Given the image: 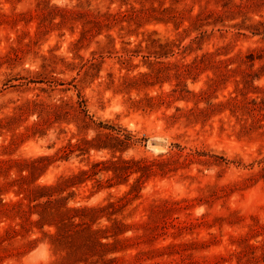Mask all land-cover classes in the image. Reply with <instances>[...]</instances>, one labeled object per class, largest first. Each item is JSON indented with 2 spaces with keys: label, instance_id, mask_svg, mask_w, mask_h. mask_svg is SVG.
Listing matches in <instances>:
<instances>
[{
  "label": "rangeland",
  "instance_id": "1",
  "mask_svg": "<svg viewBox=\"0 0 264 264\" xmlns=\"http://www.w3.org/2000/svg\"><path fill=\"white\" fill-rule=\"evenodd\" d=\"M0 264H264V0H0Z\"/></svg>",
  "mask_w": 264,
  "mask_h": 264
},
{
  "label": "trees",
  "instance_id": "2",
  "mask_svg": "<svg viewBox=\"0 0 264 264\" xmlns=\"http://www.w3.org/2000/svg\"><path fill=\"white\" fill-rule=\"evenodd\" d=\"M72 148V146H70ZM71 150V149H70Z\"/></svg>",
  "mask_w": 264,
  "mask_h": 264
}]
</instances>
